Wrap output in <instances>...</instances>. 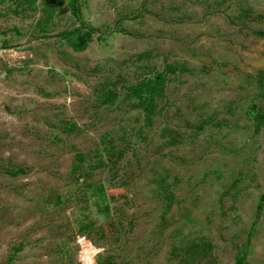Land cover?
Returning <instances> with one entry per match:
<instances>
[{
    "label": "rangeland",
    "instance_id": "obj_1",
    "mask_svg": "<svg viewBox=\"0 0 264 264\" xmlns=\"http://www.w3.org/2000/svg\"><path fill=\"white\" fill-rule=\"evenodd\" d=\"M70 1L0 0V264H264V0Z\"/></svg>",
    "mask_w": 264,
    "mask_h": 264
},
{
    "label": "trees",
    "instance_id": "obj_2",
    "mask_svg": "<svg viewBox=\"0 0 264 264\" xmlns=\"http://www.w3.org/2000/svg\"><path fill=\"white\" fill-rule=\"evenodd\" d=\"M36 0H21L19 3L21 6L22 4H25L27 7H31L35 3ZM78 0H71V11L74 16H76L77 19L80 18V8L78 6ZM24 8V7H23ZM54 6H52L50 13H48L47 17H50L52 12H54ZM93 30L92 29H84L83 26L77 27L71 31L63 32L62 37L69 43L71 48L74 51H83L87 48L88 43L92 40ZM168 69L170 71H175L176 67L173 65H169ZM164 81L165 76L162 73H157L153 75L152 77L144 78L134 84H131L130 86L126 87V95L129 100L132 101V104L137 107L139 111L142 112L144 122L147 124H151L153 122V118L155 115V109L158 105V101L164 98ZM116 88V87H115ZM119 93L116 90L109 89L106 92H103L102 94V103L106 102H112L114 99L118 97ZM104 150H106L111 156H119L122 154L121 150H115V146L112 141H109L108 145H105ZM77 161L73 164V170L76 171L80 167L81 170V162L84 160V155L81 153H78L76 155ZM115 161V160H114ZM80 165V166H79ZM17 171H9L10 175H16ZM80 176L77 178L79 181ZM158 182H161L158 180ZM162 188V187H161ZM164 189V188H163ZM94 192L96 196L95 203H100V201H105L107 199L106 193L102 185H98L94 187ZM113 198V196H111ZM261 202L264 201V195L261 197ZM168 206V204H167ZM261 206V203L259 202L258 210ZM103 210H108L107 205L103 206ZM91 222L88 221L81 225V231L87 230L91 226ZM101 255H99V258L95 260L96 264H111V262H105L100 258ZM14 256L10 255L7 262L5 264H12L11 260ZM109 258V257H108ZM107 258V259H108ZM236 264H244V256L239 255L236 258Z\"/></svg>",
    "mask_w": 264,
    "mask_h": 264
}]
</instances>
